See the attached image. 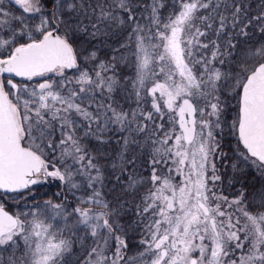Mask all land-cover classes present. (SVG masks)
<instances>
[{"label":"snow or ice","instance_id":"obj_1","mask_svg":"<svg viewBox=\"0 0 264 264\" xmlns=\"http://www.w3.org/2000/svg\"><path fill=\"white\" fill-rule=\"evenodd\" d=\"M240 165L264 180V0H0V264H264Z\"/></svg>","mask_w":264,"mask_h":264},{"label":"trees","instance_id":"obj_2","mask_svg":"<svg viewBox=\"0 0 264 264\" xmlns=\"http://www.w3.org/2000/svg\"><path fill=\"white\" fill-rule=\"evenodd\" d=\"M235 143V140L233 139L232 135H229L228 136V139H224L222 140V145H225V144H228V145H231L232 143ZM222 149L223 150H226V148H224L222 146ZM247 183L248 185H251V183H249V179H247ZM57 189H56V185L55 183H51V184H46L44 186H41L40 187V191L37 193V198L40 199V198H48L49 196L52 195L53 192H55ZM45 193L47 195H45ZM4 199L7 200V198L5 197ZM7 207H8V210L9 211H13V210H16L15 209V205H14V202L11 201V200H7ZM133 243H135V241H133Z\"/></svg>","mask_w":264,"mask_h":264},{"label":"rangeland","instance_id":"obj_3","mask_svg":"<svg viewBox=\"0 0 264 264\" xmlns=\"http://www.w3.org/2000/svg\"><path fill=\"white\" fill-rule=\"evenodd\" d=\"M229 115H230V117L231 116H233L234 115V113L233 112H229ZM225 137V135L223 134V136H222V139ZM222 139H221V141H222ZM221 148H222V143H221ZM237 147H236V143H235V149H236ZM223 150V149H222ZM224 151V150H223ZM225 152V151H224ZM225 153H227L228 154V157H233L232 159L235 161L236 160V152H235V150H231V152H225ZM244 169H246V172H245V174H247L246 175V178L247 177H249L250 178V180H249V182L250 183H253L254 182V184L257 186V187H259L260 186V184L262 183V182H264V180H262V178L259 176V174L255 171V169L254 168H251V167H246V166H244V165H241ZM224 171H227V168L226 167H222L221 168V172L222 173H224ZM230 177H228V179H229ZM224 187H225V189L227 190V186H225L224 185ZM235 190L236 189H238L237 188V184H235ZM233 188V189H234Z\"/></svg>","mask_w":264,"mask_h":264},{"label":"flooded vegetation","instance_id":"obj_4","mask_svg":"<svg viewBox=\"0 0 264 264\" xmlns=\"http://www.w3.org/2000/svg\"><path fill=\"white\" fill-rule=\"evenodd\" d=\"M229 116V119L231 118L230 115L228 114ZM235 162V161H234ZM230 163L229 162L225 167L227 168V171H224V174H225V182L227 184V180H228V177H231L232 176V169L230 167ZM240 167L243 169V172L241 174H238L237 175V182L235 184H238L237 185V188H240L241 184H244V175L246 176L245 174V169L240 165ZM226 190V189H225ZM232 191H235V188L232 189Z\"/></svg>","mask_w":264,"mask_h":264}]
</instances>
